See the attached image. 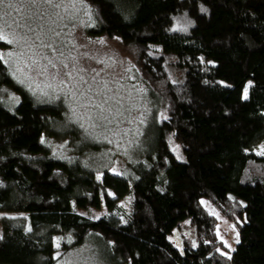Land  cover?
Returning a JSON list of instances; mask_svg holds the SVG:
<instances>
[{"label":"trees","instance_id":"16d2710c","mask_svg":"<svg viewBox=\"0 0 264 264\" xmlns=\"http://www.w3.org/2000/svg\"><path fill=\"white\" fill-rule=\"evenodd\" d=\"M86 1L97 22L89 32L133 50L163 118L128 175L99 177L52 153L44 133L63 106L37 101L0 59V264H58L91 233L131 264H264V156L253 152L264 140V0ZM183 15L189 31L171 30ZM10 90L21 96L14 110ZM203 199L236 222L233 251ZM103 205L98 219L81 213ZM186 222L191 237H180Z\"/></svg>","mask_w":264,"mask_h":264},{"label":"rangeland","instance_id":"374dc122","mask_svg":"<svg viewBox=\"0 0 264 264\" xmlns=\"http://www.w3.org/2000/svg\"><path fill=\"white\" fill-rule=\"evenodd\" d=\"M96 24L93 8L86 0H53L51 4L44 0H3L0 30L7 39L0 40V53L13 78L37 101L63 106V119L44 133L43 142L53 154L66 160V156L79 157L99 177L105 170L128 175V171L122 172L127 162L142 158L151 147L155 125L163 118L162 107L143 79L133 50L119 39L92 35L89 31ZM192 24L183 15L175 18L171 30L186 33ZM5 94L8 107L14 110L20 94L13 90ZM66 132L70 134L66 139L57 138ZM168 141L179 155L174 138L168 136ZM253 152L264 156V140ZM202 203L218 218V237L233 251L239 242L236 222L205 199ZM4 208L0 210V238L4 234L1 214L8 212ZM81 213L98 219L107 210L103 205ZM187 222L178 236L191 237ZM100 237L91 233L80 246L59 252L58 264H131L113 254L112 241Z\"/></svg>","mask_w":264,"mask_h":264},{"label":"snow or ice","instance_id":"6c2138e0","mask_svg":"<svg viewBox=\"0 0 264 264\" xmlns=\"http://www.w3.org/2000/svg\"><path fill=\"white\" fill-rule=\"evenodd\" d=\"M32 2L35 3L36 0H32ZM44 2L51 4V3H53V0H44ZM0 3H3V0H0ZM58 6H59V5H57V7H58ZM6 39H7L6 35L3 33L2 30H0V40H6ZM7 42H8V43H12L11 40H8ZM3 55H4L3 53H0V59H3ZM53 67H55V65H53ZM65 67H67V65H65ZM67 75H68L69 77H71L72 73H71V72H68ZM59 246H60L59 243H57V244H56V247L59 248ZM57 255H59V253H57Z\"/></svg>","mask_w":264,"mask_h":264}]
</instances>
